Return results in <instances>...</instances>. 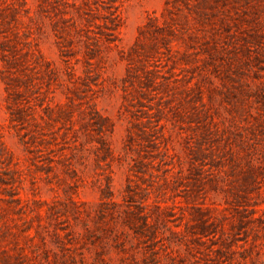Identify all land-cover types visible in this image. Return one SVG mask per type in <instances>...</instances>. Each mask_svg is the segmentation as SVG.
<instances>
[{
  "label": "rangeland",
  "instance_id": "374dc122",
  "mask_svg": "<svg viewBox=\"0 0 264 264\" xmlns=\"http://www.w3.org/2000/svg\"><path fill=\"white\" fill-rule=\"evenodd\" d=\"M0 264H264V0H0Z\"/></svg>",
  "mask_w": 264,
  "mask_h": 264
},
{
  "label": "trees",
  "instance_id": "16d2710c",
  "mask_svg": "<svg viewBox=\"0 0 264 264\" xmlns=\"http://www.w3.org/2000/svg\"><path fill=\"white\" fill-rule=\"evenodd\" d=\"M111 21H112L114 24H117V15H116L115 13H112Z\"/></svg>",
  "mask_w": 264,
  "mask_h": 264
}]
</instances>
